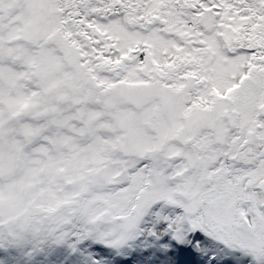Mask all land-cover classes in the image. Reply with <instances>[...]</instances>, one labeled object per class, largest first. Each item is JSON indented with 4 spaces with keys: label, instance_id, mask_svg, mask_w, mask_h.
<instances>
[{
    "label": "snow or ice",
    "instance_id": "snow-or-ice-1",
    "mask_svg": "<svg viewBox=\"0 0 264 264\" xmlns=\"http://www.w3.org/2000/svg\"><path fill=\"white\" fill-rule=\"evenodd\" d=\"M0 264H264V0H0Z\"/></svg>",
    "mask_w": 264,
    "mask_h": 264
}]
</instances>
